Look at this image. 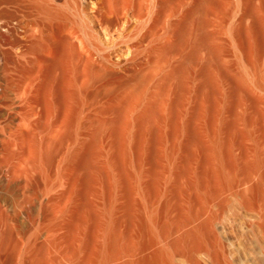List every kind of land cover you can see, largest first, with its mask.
I'll return each instance as SVG.
<instances>
[{"label": "rangeland", "instance_id": "1", "mask_svg": "<svg viewBox=\"0 0 264 264\" xmlns=\"http://www.w3.org/2000/svg\"><path fill=\"white\" fill-rule=\"evenodd\" d=\"M218 1L216 30L233 4ZM36 28L0 25V264H99L117 252L119 264H226L223 254L228 264H264V88L251 99L221 76L226 65L240 69L228 44L216 42V90L201 78L206 87L184 106L179 75L166 104L128 136L120 106L135 76L86 64L57 23ZM67 156L77 170L61 211L63 188L50 202L42 191L48 165Z\"/></svg>", "mask_w": 264, "mask_h": 264}, {"label": "bare ground", "instance_id": "2", "mask_svg": "<svg viewBox=\"0 0 264 264\" xmlns=\"http://www.w3.org/2000/svg\"><path fill=\"white\" fill-rule=\"evenodd\" d=\"M91 1L90 4L88 0H0V25L4 27L25 25L27 28L37 27L38 29V27H51L57 23L58 26H62V29L67 30L68 33L63 31L69 34V37L83 51L86 64H94L97 71L103 73L113 72V68L117 69L121 66V70L126 74L134 75L136 78L134 90L125 97L120 106V113L123 116L120 119L128 128V136L131 134V127L136 123H148L153 109L159 104H166V98L171 95L169 93H172L174 78L179 75L183 80L181 92L184 90L187 95L184 106L190 105L192 93H199L206 87L202 84L201 78H205L210 88L216 90V56L223 59L220 49H216V42L228 44L236 63L240 65V69L236 68V70L226 65V74L221 75L226 81L237 84L251 99L256 98L254 95L257 90L264 88V0H233L229 21L219 23L217 26L220 28L217 30V0ZM218 3L223 9L227 8L224 0H219ZM20 13L31 19L26 22H23V19H17ZM100 28L106 39H103L104 37L100 34ZM63 31L61 30L60 33ZM118 49L128 54L123 55V58L125 56L123 62L113 58L114 50ZM257 99L262 101L261 98ZM90 120L106 122L105 119L98 118H90ZM82 125H84L83 122ZM75 160L71 161L67 156L53 165H48L52 166L51 168L54 169L52 172H55H50L52 174L45 181L42 197L45 196L50 202L53 197L48 196L57 190L56 195L60 192L59 188H63L61 190L65 191L64 196L62 195L64 200H62L63 197L59 198L61 199L60 210L67 209L74 194L77 170ZM42 166L45 167L44 163ZM45 176L47 175L42 172L38 177H34L36 185H39ZM28 182L29 179L25 183V188L28 187ZM59 204L57 203V206ZM46 218L45 220L48 221ZM41 230H38L30 243H38L43 233ZM49 231L50 228L46 230L48 234L44 235L46 237L44 243L53 247L57 244L58 239L55 236L57 232L54 234ZM103 235L105 239V234ZM60 247H62L61 244ZM71 254L72 251L69 255ZM121 255L119 252L111 255L103 253L99 264L108 262L119 264L117 262ZM65 257L67 259L66 255ZM221 262L228 264L225 254Z\"/></svg>", "mask_w": 264, "mask_h": 264}]
</instances>
